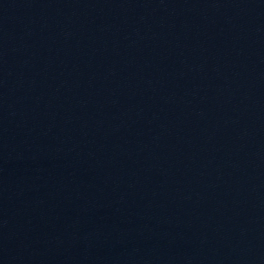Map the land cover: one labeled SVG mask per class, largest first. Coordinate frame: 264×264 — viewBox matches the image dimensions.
Listing matches in <instances>:
<instances>
[{
  "label": "water",
  "instance_id": "1",
  "mask_svg": "<svg viewBox=\"0 0 264 264\" xmlns=\"http://www.w3.org/2000/svg\"><path fill=\"white\" fill-rule=\"evenodd\" d=\"M0 264H264V0H0Z\"/></svg>",
  "mask_w": 264,
  "mask_h": 264
}]
</instances>
